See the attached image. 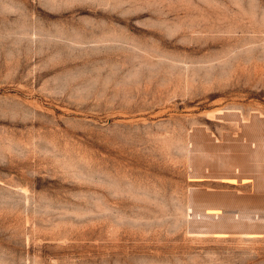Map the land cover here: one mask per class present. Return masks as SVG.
<instances>
[{"label":"rangeland","instance_id":"374dc122","mask_svg":"<svg viewBox=\"0 0 264 264\" xmlns=\"http://www.w3.org/2000/svg\"><path fill=\"white\" fill-rule=\"evenodd\" d=\"M0 264H264V0H0Z\"/></svg>","mask_w":264,"mask_h":264}]
</instances>
